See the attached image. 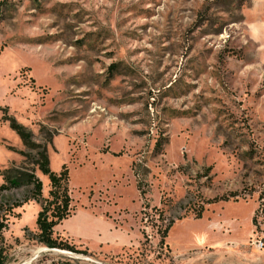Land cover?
Wrapping results in <instances>:
<instances>
[{
	"label": "rangeland",
	"instance_id": "obj_1",
	"mask_svg": "<svg viewBox=\"0 0 264 264\" xmlns=\"http://www.w3.org/2000/svg\"><path fill=\"white\" fill-rule=\"evenodd\" d=\"M0 8V173L26 166L5 113L46 145L51 171L67 166L70 205L102 211L133 242L114 255L71 242L62 229L106 233L78 214L54 229L74 250L42 245L40 204L13 207L22 186L0 193L2 264H264V0Z\"/></svg>",
	"mask_w": 264,
	"mask_h": 264
},
{
	"label": "trees",
	"instance_id": "obj_2",
	"mask_svg": "<svg viewBox=\"0 0 264 264\" xmlns=\"http://www.w3.org/2000/svg\"><path fill=\"white\" fill-rule=\"evenodd\" d=\"M1 4L2 0H0V5ZM2 18L3 14L0 8V19ZM1 120L9 123L10 128L17 133L27 150L25 152H20V154L25 157L24 163L26 165L21 168L22 170L12 166L5 168L0 173L2 179L0 183V193L22 186L28 187V193L20 202L13 205V207H18L29 200H35L40 204V210L35 219L37 229L35 236L36 240L48 248L74 250L73 244H69L66 240L54 236V228L61 223L62 220L71 216L75 211V208L70 205L72 198L68 187L69 174L67 166L63 164L58 172L51 171L49 168L46 145L44 143L35 142L32 139L30 131L19 125L12 117L7 116L5 113H2ZM50 141L51 138L49 136L47 143H50ZM27 164L32 165V168H29ZM35 168L48 178L49 190L46 198L42 196V182L35 175ZM238 196L237 192L215 196L212 199L205 200V202L198 203L197 206L186 209L184 214L191 211L194 218H199L205 204L218 200H236ZM181 216L182 215L177 216L176 219ZM173 222L174 220L170 219L163 229L157 228V232L160 234V242L167 236L168 229ZM252 224L255 225V217L252 218ZM0 264H2L1 260Z\"/></svg>",
	"mask_w": 264,
	"mask_h": 264
},
{
	"label": "crops",
	"instance_id": "obj_3",
	"mask_svg": "<svg viewBox=\"0 0 264 264\" xmlns=\"http://www.w3.org/2000/svg\"><path fill=\"white\" fill-rule=\"evenodd\" d=\"M78 214L84 215L98 222L105 223L107 225L106 233L105 235H102L97 230L92 238H88L87 235L82 231H79V229L73 231L62 229L60 233L71 242L78 243L81 247H87L91 250L110 255L118 254L123 248H127L133 244L132 240L129 238L128 232L123 230L122 227L114 225L111 218L108 217L107 219V216H105L102 211L98 210V212H91L85 207L83 209L75 210L72 216H77ZM54 229H56V227ZM110 246H112L113 249H110Z\"/></svg>",
	"mask_w": 264,
	"mask_h": 264
},
{
	"label": "built area",
	"instance_id": "obj_4",
	"mask_svg": "<svg viewBox=\"0 0 264 264\" xmlns=\"http://www.w3.org/2000/svg\"><path fill=\"white\" fill-rule=\"evenodd\" d=\"M256 246L260 249L262 248V246H264V243H262L261 241H258Z\"/></svg>",
	"mask_w": 264,
	"mask_h": 264
}]
</instances>
